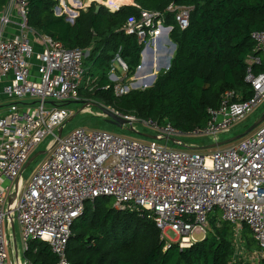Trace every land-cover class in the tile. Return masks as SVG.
<instances>
[{"label":"built area","instance_id":"2783aa9c","mask_svg":"<svg viewBox=\"0 0 264 264\" xmlns=\"http://www.w3.org/2000/svg\"><path fill=\"white\" fill-rule=\"evenodd\" d=\"M107 1L99 3L112 6ZM28 4L29 0H9L0 14V86L11 102L2 112L0 98V264H32L25 256L31 242L48 244L57 264H70L67 250L73 225L84 216L87 205L101 198L112 199L118 211L149 216L165 251L173 245L188 249L205 240L210 219L219 212L217 220L233 227L237 255L244 253V227L260 249L253 253H264V123L251 135L215 149L188 147L178 140L179 136L209 137L221 143V135L264 104V74L253 76L249 69L253 98L234 102L235 94L227 92L219 108L207 111L206 125L188 134L171 124L112 109L127 121L126 128H142L156 139L137 140L84 128L59 139L57 132L73 115L65 104L81 101L84 80L87 88L93 84L86 78L87 52L37 36L29 26ZM192 11L175 5L168 8L181 30L189 27ZM55 14L63 16L58 8ZM14 18L19 21V34L9 38L5 33L16 25ZM174 29L166 25L164 15L146 11L124 26L127 35L151 44L170 38ZM251 37L256 52L264 57V31ZM34 44L41 46L40 52ZM33 62L38 63L35 74ZM114 62L128 72L119 55ZM247 64L251 68L260 59L250 56ZM114 72L112 68V82H120L114 91L122 97L130 89L121 84L125 78ZM48 136L53 137L48 154L26 181L24 168ZM17 224L22 249L17 244ZM169 232L175 234L174 241L168 239Z\"/></svg>","mask_w":264,"mask_h":264},{"label":"trees","instance_id":"16d2710c","mask_svg":"<svg viewBox=\"0 0 264 264\" xmlns=\"http://www.w3.org/2000/svg\"><path fill=\"white\" fill-rule=\"evenodd\" d=\"M8 1L0 0V9ZM133 1L135 6H124L116 13L105 7L96 13L97 5L93 4L86 12L80 11L72 24L65 15L55 14L57 0H29V26L37 36H48L68 49L88 53L86 77L96 78L93 90L87 92L90 100L85 102V96H80L82 103L95 102L188 133L206 125L207 111L219 108L227 92L235 94L234 102L253 98L248 71L251 69L253 76L264 74V57L256 52L251 35L264 31V0ZM171 5L193 9L186 30H181L168 12ZM144 11L162 14L166 25L175 26L170 39L177 46L176 53L170 69L158 74L153 87L117 97L116 84L110 80L117 55L133 77L148 43L127 35L124 26ZM250 56L259 58L260 64L250 68ZM111 200L101 198L87 205L84 216L73 225L67 250L70 264H252L247 256L260 251L251 231L244 227V253L237 255L233 227L215 217L210 219L205 240L188 249L173 245L165 251L160 231L149 216L118 211ZM29 246L25 256L32 264H57L48 244L31 242Z\"/></svg>","mask_w":264,"mask_h":264},{"label":"rangeland","instance_id":"374dc122","mask_svg":"<svg viewBox=\"0 0 264 264\" xmlns=\"http://www.w3.org/2000/svg\"><path fill=\"white\" fill-rule=\"evenodd\" d=\"M88 2H89V0H83V2H81L82 3V8H84L85 4L88 3ZM103 2L106 3L108 1L107 0H103ZM81 3L80 2H76L75 0H61V5H60V2H59V6L57 8H58V10H60L61 14L65 15L68 18V17H70L68 15L72 14L70 9L74 10L73 8H75V6L77 4L81 6ZM124 4H126V3L123 0H115V1L112 2V6H109V5L107 6L106 5L107 6V8H106V6L103 5V4H100L99 1L96 2L97 6L98 5L104 6L109 11L114 10V9H118ZM127 5H129V4H127ZM111 7H114V9L111 8ZM86 9H88V8H86ZM80 11H83V10H80ZM2 12H0V13H2ZM165 39L168 41V38H165ZM170 44L171 43L169 41H168V43H163V44L161 43L160 47H165L166 49H169ZM148 45L150 46V48L152 50L155 49V46H154L153 43L151 44V42H148L146 47ZM175 53H176V50H175V52L173 51V55H172L171 59H169V61H168V62H170V66H171V60L173 59ZM113 66L118 71V73L114 72L116 74V76L118 78L123 76V72L124 71L121 68V66L117 62H114ZM170 66H168L169 68H166V64L164 62V63L161 64L162 68L158 72L154 71L155 70V66L153 67L151 72H150V69H149V72L151 73L152 78H153V76L157 75V73L159 74V73H164V72L168 71L170 69ZM86 67H88V66H86ZM85 69L87 71V68H85ZM124 74L125 75L123 77H121V78L122 79L125 78V79H124V81L121 84L124 87H129L130 90H129V92L127 94H129L131 91L146 90V89L149 88L148 86L150 84L149 83L150 81H145L144 82V81H141L140 79L138 80V77H137V80H130L129 78H131V77L128 75V72H127V76H126V72H124ZM114 83L117 85L120 82H114ZM152 85H154V82L152 83ZM89 87L91 88V90H93L91 86H89ZM87 94H88L87 93V83H86V80H84L82 82L81 86H80L79 95L82 96V97L85 96L84 97V100H86L85 102H88V100H90V98H91V96L87 95ZM89 103H95V102H91L90 101ZM84 104L85 103H79V104H72V105L68 106V108L73 112V116H75V117H74V119L72 121L68 122L66 124L65 128L63 129V134H62L63 138H65L68 135H70L76 129L84 128L86 130L105 131V132H108V133H111V134H114V135L125 136V137H129V138H132V139H137V140H143L144 139V138H142V137H140V136H138V135H136L134 133L129 132V130L126 129V128L122 129V128H119V127H117L115 125H112V124L108 123L107 120L105 119V117L102 116V112L96 107H91L89 105H86L87 107L83 110V112L79 113L83 109ZM105 108H110L111 110L114 109L112 107H105ZM262 112H264V104L257 110V112L255 114L250 116L246 121H244L243 123H241V124L237 125L236 127H234V129L230 133L225 134V135H221L220 138H219L220 141L224 142V141H226L228 139H231V138H233L235 136H239L242 133H244L246 131V126L252 124L254 122V120L256 119V117L259 114H261ZM138 129L142 133H147V134L150 133L149 131L143 130L142 128L138 127ZM188 133H190V132H188ZM188 133H184V134H188ZM57 134H58V132H57ZM52 139H53L52 136H48L44 140V142L41 144V146L39 147V150L37 151V153L38 152H47L49 143L52 141ZM178 140L181 141L185 146H188V147L193 146L194 148H208V147H211L212 145H215V142L209 137H198V138H196V137H188V136H179ZM171 147L173 149H177V150L181 149V147L175 146V145H171ZM46 156L47 155H43V156L37 158L35 161H33L28 166V168L25 170L24 175H23V178L26 181L31 179L32 174L39 167V165L45 160ZM113 206H114V202H113ZM219 216H220V213L219 212H215V216L214 217L217 218ZM167 237L171 241H174L176 239L175 234L172 233V232H169L167 234ZM16 239H17V244L19 246V249H22V241H21L20 230H19V225L18 224L16 226ZM197 239H201V237H197ZM167 243H170V242H167ZM254 252H256V251H254ZM262 257H264V253H260V254L259 253H255V254L252 253L251 255L247 256V258L250 259L249 261L252 264L253 263L254 264H259L260 263L259 260Z\"/></svg>","mask_w":264,"mask_h":264},{"label":"crops","instance_id":"0c3cea01","mask_svg":"<svg viewBox=\"0 0 264 264\" xmlns=\"http://www.w3.org/2000/svg\"><path fill=\"white\" fill-rule=\"evenodd\" d=\"M75 1L76 2H80V3L83 2V0H75ZM98 1L100 2V0H89L90 3L89 2H88L89 4L86 3L84 8H82V3H81V6L77 4L75 6V8L72 7L74 10H72V9H70V10H71V13L73 15L69 14L68 16H70V17H68L67 20L70 23L74 24L76 18L79 16L80 10H83V11L86 12L93 5V3L96 4V2H98ZM109 1L113 2L115 0H109ZM8 3H9V1H8ZM8 3H7V5H8ZM133 3H134V1L132 0L131 4H129V5L124 4L120 8H122L124 6H135V4H133ZM7 5L4 8L0 9V12L4 11L6 9V7H7ZM86 8H88V9H86ZM14 23L16 24L15 26H11L9 29H7V31L5 33L6 37L12 38V37L18 36L19 29L17 27V24L19 23V21H18L17 18H14ZM33 39H34V37H32V41H33ZM168 39H170V38H168ZM155 41H156L155 44H154L155 49L152 51L150 46H149L150 44H149L148 45L149 47L145 49L144 54H143V56L141 58V63L142 62L145 63V67H142L139 72L137 70L135 77L133 76V77L129 78L130 80H137V77H138V80L140 79L141 81H144V82L145 81H151L152 80V75L149 72V68H148V63H150L151 59L153 58V60H154V66H155V70L154 71L155 72H158L162 68L161 67L162 63L165 62V64H167L169 59H171V57L173 55V49H174L173 45H174V43L171 41L172 43L170 44L169 49H166L165 47H160L161 43L162 44L163 43H168V41L165 38L161 37V38H159L158 40H155ZM34 49H35L36 52H40L42 48H41V46L39 44H34ZM176 49H177V46H176ZM152 54H153V56H152ZM87 56H88V53H87ZM37 65H38L37 62H33V68H32L33 74L36 73ZM113 68H115V67L113 66ZM87 70H88V68H87ZM115 73H118L116 68H115ZM111 74H112V71H111ZM112 75L110 76V80L111 81H112ZM124 75L125 74L123 72V76ZM123 76H121V77H123ZM126 76H127V73H126ZM90 77H92L91 78L92 80L94 78H96L94 76H90ZM90 91H91V89L87 88V92H90ZM0 98H1L2 112H5L7 110V107L11 104V102L2 94V87L1 86H0ZM36 153L37 152H35L34 154H36Z\"/></svg>","mask_w":264,"mask_h":264},{"label":"water","instance_id":"95a60500","mask_svg":"<svg viewBox=\"0 0 264 264\" xmlns=\"http://www.w3.org/2000/svg\"><path fill=\"white\" fill-rule=\"evenodd\" d=\"M134 4V3H133ZM103 6H100V5H98V6H96V13H98L100 10H101V8H102ZM119 10H120V8H119ZM119 10H117V11H119ZM116 11V12H117ZM168 41L170 42V43H172L171 42V40L170 39H168ZM149 46H147V47H145V49L146 48H148ZM173 47H174V49H173V51L175 52V49H176V45L174 44L173 45ZM152 50V49H151ZM145 51V50H144ZM144 51H143V53H142V56H143V54H144ZM153 51V50H152ZM152 56H153V54H152ZM168 66H170V62H168L167 64H166V68H169ZM142 67H145V63H141V66L139 67V69H138V72L140 71V69L142 68ZM153 67H154V60H153V58L151 59V61H150V63H148V68L150 69V72L152 71V69H153ZM157 77H158V73H157V75H154L153 76V78H152V80L149 82L150 84H149V88L150 87H152L153 85H152V83L154 82H156V80H157ZM147 87V88H148ZM79 103H82V102H75V103H69V104H67L68 106L69 105H72V104H79ZM86 105H89V106H91V107H96V108H98L101 112H102V114L105 116V119L107 120V122L108 123H110V124H112V125H115V126H117V127H119V128H126V125H127V121L126 120H124L123 118H121V117H119L118 115H116L114 112H113V110H111L110 108H105V107H103V106H101V105H98V104H95V103H85L84 104V107H83V109L79 112V113H81V112H83V110L87 107ZM74 117L75 116H71V118L67 121V123L68 122H70V121H72L73 119H74ZM66 123V124H67ZM264 123V112L262 113V115L252 124V126H250L244 133H242L241 135H239V136H235V137H233V138H231V139H228V140H226V141H224V142H221V143H218V144H215V145H212L211 147H210V149H215V148H218V147H222V146H226V145H229V144H232V143H234V142H237V141H239V140H241V139H243V138H245V137H247V136H249L250 134H252L261 124H263ZM126 129H128L129 130V132H131V133H134V134H136V135H138V136H140V137H142V138H144V139H150V140H155L156 139V137H154V136H152V135H150V134H147V133H142V132H140V131H137V130H135L133 127H129V128H126ZM62 134H63V128H61L59 131H58V138L60 139V138H62ZM172 141V143L173 144H177L179 141H177V140H171ZM200 149H203V148H200ZM48 154V150H47V152H38V153H36V154H34L33 156H32V158L30 159V161L26 164V166H25V168H24V171L28 168V166L33 162V161H35L37 158H39V157H41V156H43V155H47Z\"/></svg>","mask_w":264,"mask_h":264},{"label":"clouds","instance_id":"9594fccd","mask_svg":"<svg viewBox=\"0 0 264 264\" xmlns=\"http://www.w3.org/2000/svg\"><path fill=\"white\" fill-rule=\"evenodd\" d=\"M254 133V132H253ZM251 135V134H250ZM208 148H210V147H208Z\"/></svg>","mask_w":264,"mask_h":264}]
</instances>
